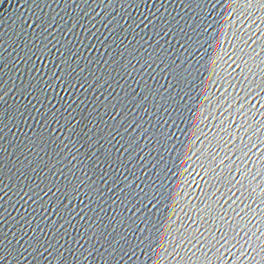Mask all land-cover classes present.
Here are the masks:
<instances>
[{
  "label": "water",
  "instance_id": "95a60500",
  "mask_svg": "<svg viewBox=\"0 0 264 264\" xmlns=\"http://www.w3.org/2000/svg\"><path fill=\"white\" fill-rule=\"evenodd\" d=\"M0 264H264V0H0Z\"/></svg>",
  "mask_w": 264,
  "mask_h": 264
}]
</instances>
